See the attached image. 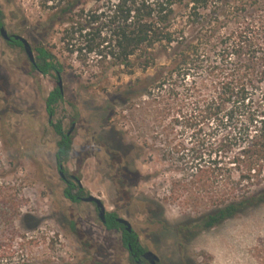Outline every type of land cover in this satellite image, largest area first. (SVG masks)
I'll use <instances>...</instances> for the list:
<instances>
[{
  "label": "trees",
  "instance_id": "16d2710c",
  "mask_svg": "<svg viewBox=\"0 0 264 264\" xmlns=\"http://www.w3.org/2000/svg\"><path fill=\"white\" fill-rule=\"evenodd\" d=\"M39 1L48 15L37 28L59 27L62 51L81 64L95 57L105 70L141 73L114 100L184 167L174 186L197 216L177 227V234L193 237L264 207V0H95L88 9L87 0ZM54 49L40 43L32 70L60 76L65 66ZM62 101L58 88L47 95L48 117L54 118ZM49 124L62 166L70 158L71 137L60 121ZM176 132L188 135L186 143L169 140ZM76 190L71 185L64 197L76 202L83 189L71 194ZM24 200L0 161V264H27L26 230L37 229L39 219L25 213ZM115 218L107 214L106 229L120 230L125 248L143 252L137 235L123 231ZM253 257L264 264V238Z\"/></svg>",
  "mask_w": 264,
  "mask_h": 264
},
{
  "label": "rangeland",
  "instance_id": "374dc122",
  "mask_svg": "<svg viewBox=\"0 0 264 264\" xmlns=\"http://www.w3.org/2000/svg\"><path fill=\"white\" fill-rule=\"evenodd\" d=\"M94 1L87 0L86 9ZM0 11L8 34L23 37L34 55L40 43L55 48L65 66L63 101L50 120L60 121L64 132L75 124L63 168L80 180L86 195L129 222L139 244L160 264H257L253 249L264 238V207L193 237L174 231L197 216L186 206L182 188L174 186L184 167L131 119L127 106L114 100L115 92L142 77L140 72L128 77L120 68L100 67L95 57L81 64L76 55L62 51L59 27L53 32L37 28L48 15L39 0H0ZM55 88L54 76L33 71L23 49L0 37V161L7 181L24 196L25 213L39 219L37 229L25 228L26 263L131 264L120 233L104 228L94 206L63 196L54 159L58 137L44 104ZM179 137L186 143L188 135L180 132L168 138Z\"/></svg>",
  "mask_w": 264,
  "mask_h": 264
},
{
  "label": "water",
  "instance_id": "95a60500",
  "mask_svg": "<svg viewBox=\"0 0 264 264\" xmlns=\"http://www.w3.org/2000/svg\"><path fill=\"white\" fill-rule=\"evenodd\" d=\"M0 37L4 41H7V42H10V41L19 42L20 45L22 46L29 62L31 64H34V57H33V52H32L31 46L23 37L18 36V35L9 36L3 27L0 28ZM56 86L60 90V92H62V85H61L59 75H57ZM74 126L75 125H72L70 127L68 134H70L72 132V130L74 129ZM77 183H78L79 187H81L80 182L77 181ZM82 201L85 203H93L96 206V209L98 211V216H99V219L101 220V223H104L105 213H104V206H103L102 202L99 199H97L91 195L82 199ZM116 223L121 225L127 233H130L132 231L131 225L126 220H124L122 218H117ZM142 258L145 261V264H158V262H159L158 257L154 253H152L151 251H145L142 254Z\"/></svg>",
  "mask_w": 264,
  "mask_h": 264
},
{
  "label": "flooded vegetation",
  "instance_id": "af4514ba",
  "mask_svg": "<svg viewBox=\"0 0 264 264\" xmlns=\"http://www.w3.org/2000/svg\"><path fill=\"white\" fill-rule=\"evenodd\" d=\"M1 28V27H0ZM8 34V33H7ZM9 36H11L10 34H8ZM19 36V35H18ZM4 41V40H3ZM7 45H8V43H11V42H17V41H10V42H7V41H4ZM15 47H17V46H15ZM19 48H22V46L21 47H19ZM23 49V48H22ZM32 49V48H31ZM24 51V50H23ZM35 51V50H34ZM32 52H33V50H32ZM25 53V52H24ZM26 55V54H25ZM35 55H36V53H35ZM35 55L33 54V57H34V62H35ZM27 57V56H26ZM28 59V58H27ZM28 62H29V60H28ZM30 63V62H29ZM30 65H31V67L32 66H34V64H31L30 63ZM32 69V68H31ZM36 72V71H35ZM41 75V74H40ZM56 82H57V75H56ZM59 78H60V76H59ZM56 88H57V86H56ZM59 90V89H58ZM60 91V90H59ZM62 94H63V90H62V92H61ZM47 97V96H46ZM49 120H50V117H49ZM72 125H75L74 123L72 124ZM71 125V126H72ZM70 126V127H71ZM70 127H69V129H70ZM69 129H68V131L67 132H65L66 133V135L67 136H70L71 137V134H72V132H73V130L75 129V126H74V129L72 130V132L70 133V134H68V132H69ZM63 130V129H62ZM64 132V131H63ZM54 159H55V156H54ZM55 164H56V167H57V171H58V175H59V177H60V179H61V181L64 183V185H65V189L66 188H68V187H70L71 185H76V187H77V190L76 191H72L71 192V194H73V195H75L76 193H77V191H78V189H83V187H82V185H81V187H79V185H78V183H77V181H79L80 182V180L79 179H77L75 176H73V175H66L65 174V170H64V168H63V165L62 166H58L57 165V163H56V160H55ZM80 184H81V182H80ZM63 193H64V191H63ZM63 196H64V194H63ZM87 196H90V195H86L85 194V192H84V190H83V192L79 195V196H76L75 198H76V202H74V201H72V200H69V199H67V200H69L71 203H79V202H83L82 201V199H84V198H86ZM92 196V195H91ZM94 197V196H93ZM65 198V197H64ZM66 199V198H65ZM98 199V198H97ZM85 203V202H84ZM89 204H92L93 206H94V209H95V211H96V214H97V217H98V219H99V216H98V211H97V209H96V206L93 204V203H89ZM103 204V203H102ZM104 206V205H103ZM104 213H105V215H104V223H101L103 226H104V228L106 229V227H105V224H106V222H107V214H114V213H108V212H106L105 211V208H104ZM114 215H116V214H114ZM117 218H120V217H118L117 215H116V218H115V222H116V219ZM99 221L101 222V220L99 219ZM117 224V223H116ZM130 224V223H129ZM119 225V224H118ZM119 226H121V225H119ZM122 227V226H121ZM123 228V227H122ZM132 228V227H131ZM107 230V229H106ZM109 231H117V232H119L120 233V244H121V246L126 250V252H127V256H128V260L130 261V263L131 264H145V261L143 260V258H142V254L145 252V251H148V250H145L144 248V251L143 252H141V253H139L138 251H136V250H134L129 244H128V248H125L124 246H123V243H122V239H121V237H122V232L120 231V230H109ZM123 231H125L124 230V228H123ZM126 232V231H125ZM132 232H134L133 231V229H132V231L130 232V233H132ZM135 233V232H134ZM136 234V233H135ZM136 242H138L139 243V241H138V237H137V241ZM142 247V246H141ZM137 252V253H136ZM153 253V252H152ZM159 259V258H158ZM158 264H160V260H159V262H158Z\"/></svg>",
  "mask_w": 264,
  "mask_h": 264
}]
</instances>
